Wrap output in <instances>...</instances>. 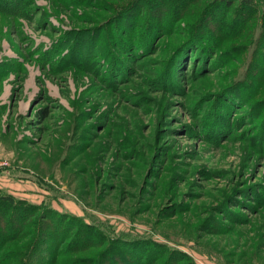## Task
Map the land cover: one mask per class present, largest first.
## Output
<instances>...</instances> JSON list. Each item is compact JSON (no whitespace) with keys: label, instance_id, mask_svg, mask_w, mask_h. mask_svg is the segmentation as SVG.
Segmentation results:
<instances>
[{"label":"rangeland","instance_id":"374dc122","mask_svg":"<svg viewBox=\"0 0 264 264\" xmlns=\"http://www.w3.org/2000/svg\"><path fill=\"white\" fill-rule=\"evenodd\" d=\"M1 194L39 264H264V0H0Z\"/></svg>","mask_w":264,"mask_h":264},{"label":"trees","instance_id":"16d2710c","mask_svg":"<svg viewBox=\"0 0 264 264\" xmlns=\"http://www.w3.org/2000/svg\"><path fill=\"white\" fill-rule=\"evenodd\" d=\"M1 195L3 197L0 199V249H3L4 246L11 245L12 242L13 244H15L14 239L18 241V245H22L25 241H28L23 246H20V248H17V250H15L13 254H10L13 257V259L10 260L12 261L10 264H39L40 262H37L38 256L36 258H33V253L36 250H41L38 253L42 252V249L38 247L39 245H41V243L39 245H35V242L37 244V241L39 240L40 231L45 229L42 228L43 220L36 219L28 223V227H34L32 232L33 240H24L21 236L22 231L20 230L24 221L22 219H26L28 216L33 215L32 212L34 211L29 210L30 204H26L25 202H22V200H18L15 197L10 196L9 194ZM9 199H11L10 202ZM42 218L49 219L48 216H42ZM3 257H5V254L2 253V258ZM122 259L123 263H125L126 259L124 256H122Z\"/></svg>","mask_w":264,"mask_h":264}]
</instances>
